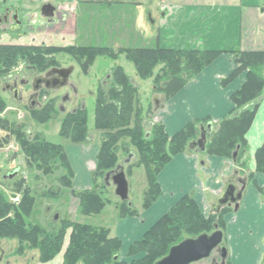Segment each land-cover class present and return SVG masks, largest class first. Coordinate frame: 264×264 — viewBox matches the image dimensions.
I'll return each instance as SVG.
<instances>
[{
  "label": "crops",
  "instance_id": "0c3cea01",
  "mask_svg": "<svg viewBox=\"0 0 264 264\" xmlns=\"http://www.w3.org/2000/svg\"><path fill=\"white\" fill-rule=\"evenodd\" d=\"M102 2L109 10H103ZM45 5H50L54 15L47 16L46 23L40 25L26 22L16 35L12 34L16 36L12 42L63 47L159 46L222 52L176 95L168 100L155 99V115L170 137L191 121L209 119L208 124H213L225 118L234 108L231 95L245 82L246 76L242 73L227 85L222 84L235 66L233 52H264V0H0L3 9L23 8L37 12ZM61 138L60 144L64 146L73 170V189L93 188L100 141L75 143ZM246 138L245 168L239 167L234 158L192 149L175 155L158 175L162 190L160 198L147 209L143 208L148 188L145 168L138 166L130 174L126 172L128 163L135 157V153H131L120 165L125 167L131 200L134 183L137 188V181L140 183L139 191L134 192L137 200L131 201L138 214L120 217L117 203L112 202H108L100 213L92 215L82 214L79 203L76 214L92 218L106 214L110 207L112 221L105 220L103 225L97 226L109 228L111 236L120 239L122 257L187 194L194 196L205 214L210 209L213 212L217 198L238 170L239 177L246 179V186L238 210H230L224 215L228 262L264 264V173L256 171V152L264 144V96ZM140 170L145 177L144 174L138 177ZM251 173L253 176L249 177ZM238 184L240 188L243 186ZM70 235L69 231L64 238V249L69 245ZM40 264L61 263L50 260Z\"/></svg>",
  "mask_w": 264,
  "mask_h": 264
},
{
  "label": "trees",
  "instance_id": "16d2710c",
  "mask_svg": "<svg viewBox=\"0 0 264 264\" xmlns=\"http://www.w3.org/2000/svg\"><path fill=\"white\" fill-rule=\"evenodd\" d=\"M117 50V51H116ZM114 48L96 46H65L52 45H11L0 44V74H9L19 59L28 62L31 68L46 70L60 52L72 54L77 60L85 59L84 65L96 56H108L117 59L120 54L132 61L142 79L153 77V91L162 93L168 100L176 95L186 84L202 73L221 54L216 50L172 49V48ZM236 67L232 73L222 80L225 86L239 75L246 72L247 79L231 95L234 108L223 119L213 122L212 130L207 133V154L234 158L238 152L236 163L246 167V153L249 131L260 102L264 96V52L234 51ZM84 57V58H83ZM108 86L98 87L94 109V127L104 132L98 155V163L94 172V186L90 189L74 192L80 200V212L84 215L100 213L109 200L104 199L102 188L113 184L106 181V175L119 165V151L130 153V146L136 149L138 161L128 163L126 172L130 174L134 167L143 166L146 171L148 188L144 194L143 208L151 207L161 196L162 190L158 181L159 173L172 158L190 149L192 141L199 139L201 127H206L209 119L189 122L173 136H169L161 122H145L150 107H144L139 101V89L131 80L123 67H115ZM5 105L0 101V109ZM46 114L53 112L51 104L45 106ZM89 111L85 107L68 113L62 123L60 136L75 143L88 141ZM22 147L38 162L48 163L59 159L67 168L69 180L73 170L62 144H55L36 137V141L25 139L19 135ZM125 139H128L126 142ZM256 171L264 173V144L256 152ZM253 174L249 177H252ZM103 179L104 185L98 184ZM70 185V181H67ZM114 185V184H113ZM105 186V187H103ZM21 187V186H20ZM22 190V188H20ZM24 199L19 207L13 205L0 190V238H17L22 244L25 240L37 242L38 236H43L39 245L41 260L50 261L61 251L67 229L71 228L70 242L64 256V264H154L165 256L171 246L190 237L212 232L215 224L225 228L223 211L205 215L195 198L187 194L165 213L139 240L135 241L129 251V256L140 252L145 255L131 262L117 260L121 249V241L111 236L109 228L94 226L70 220L62 221L61 228L56 232H47L38 225L28 226L26 218L32 213L35 199L28 189L23 190ZM13 213V216L9 214ZM138 211L130 205L129 200H123L119 216H134Z\"/></svg>",
  "mask_w": 264,
  "mask_h": 264
},
{
  "label": "rangeland",
  "instance_id": "374dc122",
  "mask_svg": "<svg viewBox=\"0 0 264 264\" xmlns=\"http://www.w3.org/2000/svg\"><path fill=\"white\" fill-rule=\"evenodd\" d=\"M102 3L103 10H109L105 2ZM21 10H23L21 13L23 15L25 14L23 18H25L24 21H26L32 12L23 8H21ZM37 13V24L41 21L46 23V19L40 14V11H37ZM0 14H3V7L0 8ZM26 22L28 24V21ZM2 27L3 25L0 26V44L11 43L13 41L11 39L16 38V36H14L16 34L9 36L1 30ZM21 44L42 45L40 43L30 44L26 42H22ZM120 47L122 46L113 48L116 50ZM53 58L55 59L49 63V67L43 71H35L33 70L34 68L31 69L29 67L27 64L28 62L19 59L18 63L12 67L11 71L13 76L11 80L8 79V74L5 76L0 74V101L5 102L4 107L0 109V190L13 205L19 207L24 199L23 190L28 189L31 196L35 199L32 213L26 218L28 226L32 227L33 225H38L47 232L50 231V233L58 231L64 220L86 223L94 226L98 224L103 225L102 222L105 220L108 222L112 221L111 208L109 207L107 212H105L106 214L101 216H93L92 218L83 217L82 215L77 216L78 213L76 214V211L80 200L75 193L78 191L74 190L72 187V176L69 180H64L62 178L64 175H68L66 165L59 159L43 163L29 158L22 147V141L18 138V133L16 134L14 129L16 128L19 130V135L21 134L25 139L36 141L37 137L55 144H60L62 142L60 129L64 117L80 107H85L90 114L87 142L96 139L101 143L104 132L94 127L96 94L98 87L102 85L108 86L112 79L111 74L113 69L119 66L124 68L128 75H130L134 84L138 86V95L141 104L144 107H150V112L145 119L148 129L151 121H159L155 115V99H165L164 94L153 91V77L142 79L134 63L128 60L124 54H120L117 59L98 55L93 60H90V63L86 66L84 65L85 59L77 60L72 54L67 52L55 54ZM233 61L235 68L236 63L234 54ZM17 67L19 70H16ZM63 70L70 71L67 78L60 75L59 71ZM52 72L58 74L63 80L65 79L66 83L58 87L48 88V90H45V86L40 84L39 89L36 90V80L40 77L45 78ZM15 79L18 80L16 83L20 90V101H16L13 98L12 91L5 88L8 83H12ZM246 79L247 76H245V81ZM36 93L38 94V104L35 108H31L30 100ZM48 104H51L53 108V112H51L50 115L45 112V106ZM125 141L127 142L128 139H125ZM131 153H135L133 161H138L136 149L130 146L129 154H126L122 150L119 151V165L122 164L124 159L128 158ZM17 170L18 173L13 178H10L9 175ZM137 174L139 178L140 175L143 176V174L145 177V173L141 170L138 171ZM67 181H70V185H68ZM97 181L99 185H104L103 179L100 178ZM137 182L136 184L138 188H140V183L139 181ZM20 188H22V190H20ZM138 188L135 187L134 183L132 200L129 198L130 205H132L131 201L136 202L137 200L134 192L135 190L139 191ZM102 189L103 191L101 194L103 198L109 200V202L117 203L120 212L123 200L116 194V187L112 184ZM17 196H20L21 200L16 203L14 198ZM233 209L234 206H226L223 211L228 212ZM211 213L213 212L210 209V212L205 215H210ZM9 215L13 216V213ZM69 231L71 233L72 229H67L66 234ZM42 241L43 236H41V234L38 236L37 242L25 240L23 244L21 240L17 238H0V246L3 250L0 264L43 263L39 249V245ZM63 245L61 251L54 256L52 261L54 260L56 263L60 262L64 264V256L68 246L64 249ZM144 255L145 252H140L135 256L124 254L120 257L119 251L116 258L117 260L131 262L133 259L140 260ZM193 264H221V257L218 250H215L209 258ZM226 264H229L228 259L226 260Z\"/></svg>",
  "mask_w": 264,
  "mask_h": 264
},
{
  "label": "water",
  "instance_id": "95a60500",
  "mask_svg": "<svg viewBox=\"0 0 264 264\" xmlns=\"http://www.w3.org/2000/svg\"><path fill=\"white\" fill-rule=\"evenodd\" d=\"M50 5H46L43 9L46 16L54 15ZM60 75L67 78L70 71H59ZM41 79L36 80L40 83ZM66 83L61 81V85ZM7 90H11L13 98L16 101H20V90L18 87L11 88L10 85L6 86ZM35 89H39V85L35 86ZM38 94L36 93L30 100V107L35 108L38 104ZM212 130V124L209 123L207 127H201V135L199 139L194 140L190 144V149L197 151H206L207 144V133ZM238 152H235L234 159L236 160ZM129 162V161H128ZM18 173V170L13 174L9 175L13 178ZM7 178V177H6ZM106 181L113 182L116 187V194L122 200H129V181L123 165H118L114 171H111L106 175ZM238 183H242L243 186L240 188ZM246 186V179L242 180L239 177V171L236 170L234 175L229 179L225 186L224 192L220 195L215 204L213 205V212L219 213L226 206H234L235 210H238L240 201L243 198L244 188ZM226 234L225 230L220 228L218 224H215V228L210 233H202L197 237H190L182 240L181 242L171 246L168 253L162 258L158 259L154 264H193L195 262L207 259L211 254L218 250L221 257V264H226V260L229 256V248L225 241ZM3 250L0 246V261L2 259Z\"/></svg>",
  "mask_w": 264,
  "mask_h": 264
},
{
  "label": "flooded vegetation",
  "instance_id": "af4514ba",
  "mask_svg": "<svg viewBox=\"0 0 264 264\" xmlns=\"http://www.w3.org/2000/svg\"><path fill=\"white\" fill-rule=\"evenodd\" d=\"M45 6H43L42 9L40 10V14L47 21V18H46L47 16L44 14V11H43ZM21 12H23V10H21L19 8L5 7L3 9V14H0V26L3 25L1 30L5 34H8L9 36H11L12 34H16L25 25L26 21H29L30 23H32V21H33V24L38 23L36 21L37 14H38L37 12L31 11L32 13H30V15H29L28 19H26V21H24L25 18H23V16L25 14L23 15ZM42 22H44V21H41L38 25L42 24ZM22 36H23V33H22ZM7 44L15 45L17 43L11 42V43H6V45ZM32 44H37V43H32ZM17 45H24V44H17ZM42 45H46V44H42ZM31 69H33V68H31ZM16 70H19L18 67L16 68ZM33 70L39 71L36 68H34ZM12 76H13V73H12V71H10V73L8 74V77H9L8 79L11 80ZM41 78L42 77H40L39 79H41ZM17 81L18 80L15 79L12 83H8L7 85H10L11 88H16V87H18L17 83H16ZM61 81H64L63 78L60 77L58 74H55L54 72H52V73L48 74L45 78H42V81L40 83H37V82L36 83H37V85L43 84L45 86V90H48V88L60 86Z\"/></svg>",
  "mask_w": 264,
  "mask_h": 264
},
{
  "label": "built area",
  "instance_id": "2783aa9c",
  "mask_svg": "<svg viewBox=\"0 0 264 264\" xmlns=\"http://www.w3.org/2000/svg\"><path fill=\"white\" fill-rule=\"evenodd\" d=\"M21 198L20 196H17L16 198H14V201L17 203V202H20Z\"/></svg>",
  "mask_w": 264,
  "mask_h": 264
}]
</instances>
